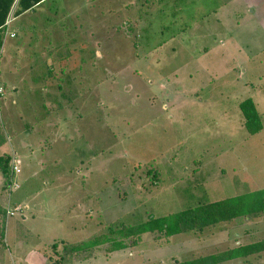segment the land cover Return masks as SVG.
Instances as JSON below:
<instances>
[{
    "label": "rangeland",
    "instance_id": "rangeland-1",
    "mask_svg": "<svg viewBox=\"0 0 264 264\" xmlns=\"http://www.w3.org/2000/svg\"><path fill=\"white\" fill-rule=\"evenodd\" d=\"M9 28L0 156L20 173L9 189L0 172V264H172L264 239V212L123 237L264 189V0H46Z\"/></svg>",
    "mask_w": 264,
    "mask_h": 264
},
{
    "label": "trees",
    "instance_id": "trees-1",
    "mask_svg": "<svg viewBox=\"0 0 264 264\" xmlns=\"http://www.w3.org/2000/svg\"><path fill=\"white\" fill-rule=\"evenodd\" d=\"M42 1L44 0H0V50L3 44L7 19L9 17H17L28 10H33ZM239 108L246 131L249 134L259 132L262 129V122L254 101L251 98H246L239 103ZM4 142L5 136L0 131V146ZM11 160L8 155L0 156V172L5 177L7 186L11 182ZM148 173L153 174L152 178L157 180L156 171L152 169ZM261 212H264V189H257L244 194L198 204L165 216L154 217L150 215L140 224L129 227L126 231L123 230L126 233L123 237L131 238L133 242L143 233H158L159 235L170 237L185 231H201L205 227L216 225L223 221L240 217L248 218ZM105 238L103 237V241L100 244L111 241ZM120 242L119 244H123L122 239ZM96 243L92 245H98ZM262 251H264V239L239 244L218 254L199 256L194 259H174L172 264H220L224 261L247 258Z\"/></svg>",
    "mask_w": 264,
    "mask_h": 264
},
{
    "label": "built area",
    "instance_id": "built-area-1",
    "mask_svg": "<svg viewBox=\"0 0 264 264\" xmlns=\"http://www.w3.org/2000/svg\"><path fill=\"white\" fill-rule=\"evenodd\" d=\"M10 22H11V19L8 18L6 23H5V25H6L5 35H9L12 37V36H14V33H9V28H8ZM19 173H20V167H19L17 161L12 158V160H11V172H10V181L11 182H10V185L8 186L9 189H11V187L18 188V184L13 181V178ZM5 209H6L5 212H6L7 217L12 216L18 210H20V205L16 206V207H12V206L8 205Z\"/></svg>",
    "mask_w": 264,
    "mask_h": 264
},
{
    "label": "crops",
    "instance_id": "crops-1",
    "mask_svg": "<svg viewBox=\"0 0 264 264\" xmlns=\"http://www.w3.org/2000/svg\"><path fill=\"white\" fill-rule=\"evenodd\" d=\"M44 1H46V0H44ZM44 1H42L40 4H38V5H36L35 7H34V9L33 10H28V11H26V12H24V13H22V14H26V13H35V11H36V9H38L39 7H41V5H42V3L44 2ZM21 14V15H22ZM10 19H11V17H9ZM11 25V24H10ZM9 25V26H10ZM9 33H14V36H9V35H4V39H3V42H4V40H5V38L6 37H10V38H15L16 37V29L15 30H10V28H9ZM3 49V44H2V48H1V50ZM1 50H0V53H1ZM5 65H7V61L5 62ZM10 74L8 75V76H5V77H3L2 79V86L4 87V85H5V83H6V81H7V79H6V77H10V78H12V75H13V72L11 73V72H9ZM2 90H4L3 88H2Z\"/></svg>",
    "mask_w": 264,
    "mask_h": 264
}]
</instances>
